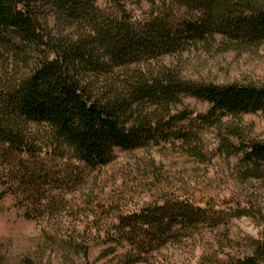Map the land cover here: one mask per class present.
Wrapping results in <instances>:
<instances>
[{
    "label": "trees",
    "instance_id": "trees-1",
    "mask_svg": "<svg viewBox=\"0 0 264 264\" xmlns=\"http://www.w3.org/2000/svg\"><path fill=\"white\" fill-rule=\"evenodd\" d=\"M219 37L264 43V0H0V201L12 194L31 206L27 217L61 225L87 171L110 165L116 149L170 142L204 162L205 127L220 131V151L242 154L262 177L264 138L234 119L264 115V85L188 79L160 63ZM188 97L207 111L186 106ZM95 192L84 193L80 213L93 226L72 221L66 231L87 259L91 243L121 249L132 264L170 241H194L206 246L196 264H264V232L244 256L221 255L205 229L221 222L211 206L164 194L124 210Z\"/></svg>",
    "mask_w": 264,
    "mask_h": 264
},
{
    "label": "rangeland",
    "instance_id": "rangeland-1",
    "mask_svg": "<svg viewBox=\"0 0 264 264\" xmlns=\"http://www.w3.org/2000/svg\"><path fill=\"white\" fill-rule=\"evenodd\" d=\"M160 63L179 69L188 79L264 85V43L237 45L219 37L211 47L204 44L191 47L163 57ZM184 104L197 112H205L209 107L207 102L192 97L185 98ZM234 120L252 138H264L261 112L245 113ZM202 131L209 153L204 162L179 151L170 142L131 151L116 149L110 165L87 171L89 178L83 193L69 196L74 197L73 216L67 217L66 213L61 225L55 220L27 217L31 208L28 202L21 205L14 195L8 194L0 201V264H123L122 250L110 252L111 244L91 243L88 259L76 254L68 244L66 231L72 229V221L82 230L95 223L93 218L87 221L81 215L84 193L91 189L104 201L118 203L124 210H134L164 194L211 206L222 217L218 226H205L210 242L222 243L221 255L225 258L244 256L250 247V237L264 232V172L262 177L252 176L242 154L227 155L220 151L217 128L205 127ZM205 247L194 241H170L156 250L150 261L132 264H196Z\"/></svg>",
    "mask_w": 264,
    "mask_h": 264
}]
</instances>
